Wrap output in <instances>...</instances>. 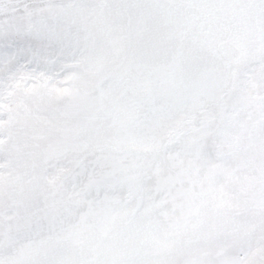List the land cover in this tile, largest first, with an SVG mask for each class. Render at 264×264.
Instances as JSON below:
<instances>
[{
  "label": "snow or ice",
  "instance_id": "obj_1",
  "mask_svg": "<svg viewBox=\"0 0 264 264\" xmlns=\"http://www.w3.org/2000/svg\"><path fill=\"white\" fill-rule=\"evenodd\" d=\"M0 264H264V0H0Z\"/></svg>",
  "mask_w": 264,
  "mask_h": 264
}]
</instances>
